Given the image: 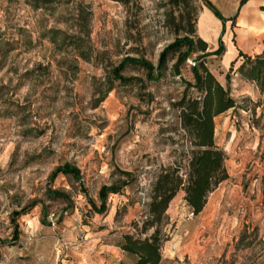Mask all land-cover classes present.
Returning <instances> with one entry per match:
<instances>
[{"label": "rangeland", "instance_id": "374dc122", "mask_svg": "<svg viewBox=\"0 0 264 264\" xmlns=\"http://www.w3.org/2000/svg\"><path fill=\"white\" fill-rule=\"evenodd\" d=\"M203 6L0 0V264H129L118 244L125 233L153 232L140 231L157 175L171 166L186 177L193 147L172 104L185 90L199 96L185 88L199 52L179 73L172 55L156 82L138 66L121 72L139 79L130 83L109 81L110 72L126 56L156 65L162 49L189 29L187 12L194 36L215 50L218 39H205L194 22ZM222 41L224 52L205 64L237 104L213 119L228 178L198 214L184 190L176 192L160 225L161 264H264V91L239 72L244 57L231 59L228 81L231 62H223L232 44L251 58L264 46L261 39L239 42L235 32ZM66 162L79 178L50 179ZM103 186L116 190L98 211ZM50 189L67 199L49 198Z\"/></svg>", "mask_w": 264, "mask_h": 264}, {"label": "trees", "instance_id": "16d2710c", "mask_svg": "<svg viewBox=\"0 0 264 264\" xmlns=\"http://www.w3.org/2000/svg\"><path fill=\"white\" fill-rule=\"evenodd\" d=\"M72 0H33L35 7L47 6L59 2H70ZM128 6L137 0H114ZM204 6L209 8L222 23L225 18L211 4L209 0H202ZM244 0H241V3ZM170 3L183 10L188 7L189 0H170ZM183 16V14H181ZM235 17V16H234ZM233 17V18H234ZM186 19L189 29L185 34L177 36L167 44L160 52L157 63L154 65L144 57L126 56L111 69L109 81L119 80L121 83H130L139 80L135 77H126L121 72L128 65L138 66L146 72L149 81H159L163 78L167 69V61L175 55L172 64V71L179 73V69L187 59L195 52H199L193 59L190 66L193 75V82L185 81L186 89L195 88L199 96H188L185 92L181 98L172 105L179 109V119L182 128L187 132L190 143L193 147L189 160L186 177L183 178L178 167L167 166L161 170L152 184L150 202L148 204V218L143 222L142 230L153 229V232L142 237L139 233H125L119 242L123 253L131 260L129 264H161L160 225L165 219V211L169 202L179 189L184 190V200L190 207L193 214H198L204 207L208 194L213 191L219 183L228 178L224 166L225 154L219 149L213 139L214 117L236 108V100L231 96L229 85L221 84L205 64V58L211 55L220 56L224 52L222 41L223 30L218 38V47L215 50H207V42L200 36H194V29L191 22V14L187 12ZM85 20V18H83ZM197 23V18H194ZM244 57L239 66V72L247 79L257 83L261 91H264V52L255 55L253 58L239 50L237 57ZM236 59L230 63V68L225 74L229 80V71L232 69ZM112 89L109 85L106 92ZM104 98L102 96L101 100ZM59 173L79 178V170L70 163H64L55 168L50 179H54ZM129 175L128 172H122ZM116 186H103L99 191L101 205L98 211L105 208V199L108 192H114ZM48 197L51 199L66 198L65 192L56 189L48 190ZM95 206V204L93 203Z\"/></svg>", "mask_w": 264, "mask_h": 264}, {"label": "crops", "instance_id": "0c3cea01", "mask_svg": "<svg viewBox=\"0 0 264 264\" xmlns=\"http://www.w3.org/2000/svg\"><path fill=\"white\" fill-rule=\"evenodd\" d=\"M209 1L225 18V22L222 23L209 8L203 6L197 19V29L201 36L205 39H218L223 30V35L227 39H231L235 32L238 33L239 42L245 40L247 44L254 39H261L258 45L264 46V0H244L242 3L241 0ZM238 52L239 50L232 44L226 49L223 62L229 64Z\"/></svg>", "mask_w": 264, "mask_h": 264}]
</instances>
